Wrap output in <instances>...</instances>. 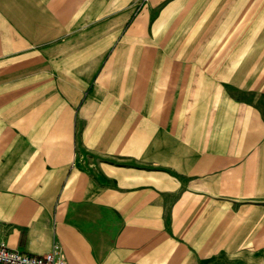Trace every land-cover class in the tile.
Wrapping results in <instances>:
<instances>
[{
  "label": "crops",
  "instance_id": "crops-1",
  "mask_svg": "<svg viewBox=\"0 0 264 264\" xmlns=\"http://www.w3.org/2000/svg\"><path fill=\"white\" fill-rule=\"evenodd\" d=\"M263 3L0 0V242L264 264Z\"/></svg>",
  "mask_w": 264,
  "mask_h": 264
},
{
  "label": "built area",
  "instance_id": "built-area-1",
  "mask_svg": "<svg viewBox=\"0 0 264 264\" xmlns=\"http://www.w3.org/2000/svg\"><path fill=\"white\" fill-rule=\"evenodd\" d=\"M0 264H66L56 242L42 253H27L6 247L0 242Z\"/></svg>",
  "mask_w": 264,
  "mask_h": 264
},
{
  "label": "rangeland",
  "instance_id": "rangeland-1",
  "mask_svg": "<svg viewBox=\"0 0 264 264\" xmlns=\"http://www.w3.org/2000/svg\"><path fill=\"white\" fill-rule=\"evenodd\" d=\"M263 14H262V17H261V19L260 20H262L263 21V24H264V3H263ZM259 13H261L260 11H258V14ZM189 23L190 22H192V21H188ZM87 37L86 36H78V35H75V36H72V46H74L75 45V43H77V44H80V43H83L84 42V40L86 39ZM170 38V40L171 39H176V38H180V39H182V38H184V37H174V36H171V37H169ZM201 38V43H206V40H207V37L205 36V37H200ZM179 40V39H178ZM57 43H59V45L60 44H62L61 42H55L54 43V46H53V48H56L57 46H56V44ZM59 45H58V48H59ZM47 49V48H46ZM54 50V49H53ZM44 53L45 54H47L46 53V51H44ZM205 56H206V54H205ZM206 58V57H205Z\"/></svg>",
  "mask_w": 264,
  "mask_h": 264
}]
</instances>
